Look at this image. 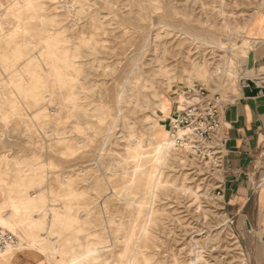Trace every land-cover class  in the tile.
<instances>
[{"label": "rangeland", "instance_id": "obj_1", "mask_svg": "<svg viewBox=\"0 0 264 264\" xmlns=\"http://www.w3.org/2000/svg\"><path fill=\"white\" fill-rule=\"evenodd\" d=\"M263 2L0 0V226L20 242L0 260L264 264L220 194L217 138L167 137L189 87L228 103L264 78L247 39ZM253 172L264 185V145Z\"/></svg>", "mask_w": 264, "mask_h": 264}, {"label": "crops", "instance_id": "obj_2", "mask_svg": "<svg viewBox=\"0 0 264 264\" xmlns=\"http://www.w3.org/2000/svg\"><path fill=\"white\" fill-rule=\"evenodd\" d=\"M257 13L251 19L247 39L253 44L255 64L264 67V2ZM253 79L257 89H264V78ZM217 137L223 142L220 194L231 207L229 213L237 234L252 244L257 238L264 239V185L253 179L264 145V91L252 96L243 94L229 101L221 114ZM16 253L6 255L0 264H48L41 254Z\"/></svg>", "mask_w": 264, "mask_h": 264}, {"label": "built area", "instance_id": "obj_3", "mask_svg": "<svg viewBox=\"0 0 264 264\" xmlns=\"http://www.w3.org/2000/svg\"><path fill=\"white\" fill-rule=\"evenodd\" d=\"M226 104L220 96L208 93L202 86L189 87L185 92L184 105L182 108L176 106L168 119L170 137L178 147L192 153L202 152L217 138V144L208 147L213 159L221 162L223 142L217 133ZM16 241L14 233L0 226V255Z\"/></svg>", "mask_w": 264, "mask_h": 264}, {"label": "bare ground", "instance_id": "obj_4", "mask_svg": "<svg viewBox=\"0 0 264 264\" xmlns=\"http://www.w3.org/2000/svg\"><path fill=\"white\" fill-rule=\"evenodd\" d=\"M191 85V84H190ZM191 87H196V85H194V86H191ZM184 101H185V96L183 97V99H182V101L180 102V105H176L177 106V108H182V106L184 105ZM167 137H168V140H169V142L173 145V146H175V147H177V145H176V143H175V141L170 137V135H169V133H167ZM165 144L167 145L168 143H167V141L165 142ZM164 145V144H163ZM162 149V148H161ZM1 223L3 224V221L1 220ZM5 224V223H4ZM19 241H18V237H17V241H16V243L13 245V246H11V247H9V249H11V248H13V247H16V246H18L17 244H19L18 243Z\"/></svg>", "mask_w": 264, "mask_h": 264}, {"label": "water", "instance_id": "obj_5", "mask_svg": "<svg viewBox=\"0 0 264 264\" xmlns=\"http://www.w3.org/2000/svg\"><path fill=\"white\" fill-rule=\"evenodd\" d=\"M249 86L251 87V88H253V90H251L249 87H246L245 88V95H248V96H252V95H255V94H257L259 91H264V89L263 88H259V89H257V84L255 83V82H253V81H250L249 82Z\"/></svg>", "mask_w": 264, "mask_h": 264}]
</instances>
